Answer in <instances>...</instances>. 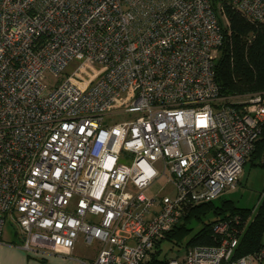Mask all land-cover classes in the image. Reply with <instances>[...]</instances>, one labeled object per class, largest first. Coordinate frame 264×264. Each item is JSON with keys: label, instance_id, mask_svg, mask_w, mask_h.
<instances>
[{"label": "built area", "instance_id": "2783aa9c", "mask_svg": "<svg viewBox=\"0 0 264 264\" xmlns=\"http://www.w3.org/2000/svg\"><path fill=\"white\" fill-rule=\"evenodd\" d=\"M225 5L264 27V0H0V244L8 220L29 254L82 238L86 264H143L185 207L236 187L264 96L220 93ZM160 177L171 193L147 195ZM240 220L167 264H264V245L232 256Z\"/></svg>", "mask_w": 264, "mask_h": 264}, {"label": "trees", "instance_id": "16d2710c", "mask_svg": "<svg viewBox=\"0 0 264 264\" xmlns=\"http://www.w3.org/2000/svg\"><path fill=\"white\" fill-rule=\"evenodd\" d=\"M224 11L229 21V32L224 33V41L215 62V78L220 93L228 95L260 91L264 96V27L247 20L237 10L227 5L224 6ZM263 156L264 129L248 159L252 164H263ZM218 198L219 203L211 200L185 207L180 222L156 243L155 250L143 264H167L171 256H168L167 252L162 253L163 240L171 242L170 248L176 245L177 251L179 247L188 249L195 245L217 243L219 236L213 231L214 225L230 220L235 214L241 217L238 224L241 231L232 256L252 253L262 247L264 196L252 216L248 215L249 208L235 206L231 199ZM192 221L198 223L199 227L188 236L192 229L189 223Z\"/></svg>", "mask_w": 264, "mask_h": 264}, {"label": "rangeland", "instance_id": "374dc122", "mask_svg": "<svg viewBox=\"0 0 264 264\" xmlns=\"http://www.w3.org/2000/svg\"><path fill=\"white\" fill-rule=\"evenodd\" d=\"M80 62L81 60L77 58L70 59L58 76L60 78H63L65 75L71 74L80 64ZM98 68H99L98 63L84 64V69L83 71L80 72L81 77L83 79L88 78ZM130 116H131L130 113L118 112L105 116L104 122L114 123L122 118H128ZM155 166L158 167L159 163L156 162ZM161 188H163L162 191L160 190ZM171 191L172 189L170 185L166 182L165 177H160L155 179L151 183V185H149V187L146 188L145 193L151 196L155 193H159V192L171 193ZM263 196H264V163L252 164L248 159L243 166V171L241 173L239 182L237 183L236 187L225 191L220 196V198L231 199L235 206L249 208L250 212L248 215L252 216L253 214H255L256 209ZM214 201L215 203H219L220 199L216 198ZM189 225L192 226V229L188 234V236L193 234L196 231V229L199 227L198 223L194 221L189 223ZM13 231H14L13 225L8 220H6L2 228L1 237L10 238L13 235ZM94 243L96 242L93 241V244ZM170 244L171 242L167 240L161 241L162 253L167 252L168 256H173L175 255L176 252L182 253L183 250L187 249V248L179 247L177 251V246L174 245L172 248H170Z\"/></svg>", "mask_w": 264, "mask_h": 264}, {"label": "crops", "instance_id": "0c3cea01", "mask_svg": "<svg viewBox=\"0 0 264 264\" xmlns=\"http://www.w3.org/2000/svg\"><path fill=\"white\" fill-rule=\"evenodd\" d=\"M0 264H86L95 258L98 243L85 244L82 238L71 249H59L46 254H29L15 243V235L1 237Z\"/></svg>", "mask_w": 264, "mask_h": 264}]
</instances>
